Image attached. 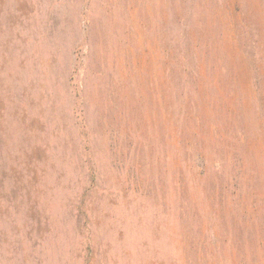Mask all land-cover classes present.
I'll return each mask as SVG.
<instances>
[{"label":"rangeland","instance_id":"1","mask_svg":"<svg viewBox=\"0 0 264 264\" xmlns=\"http://www.w3.org/2000/svg\"><path fill=\"white\" fill-rule=\"evenodd\" d=\"M0 264H264V0H0Z\"/></svg>","mask_w":264,"mask_h":264}]
</instances>
